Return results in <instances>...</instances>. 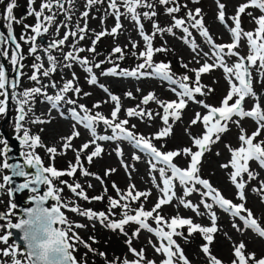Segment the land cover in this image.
<instances>
[{"label": "rangeland", "instance_id": "374dc122", "mask_svg": "<svg viewBox=\"0 0 264 264\" xmlns=\"http://www.w3.org/2000/svg\"><path fill=\"white\" fill-rule=\"evenodd\" d=\"M9 2L11 0H0V34H2L0 35V67L3 68L6 78L5 88L0 89V101H4L5 106V111L0 113V130H5L7 136L14 138L24 136L25 132L31 137H40V144L32 146V141L29 139L25 142L24 136L18 146L24 162L29 158L35 160L38 156L44 168L54 166L58 171L66 172L70 166L77 167L73 176L52 177L50 173H46L52 183L42 185L43 190L48 191L52 188L55 196L60 197L57 200L51 196L48 206L58 207L64 214L67 222L59 223L58 227L68 233V243L73 246L69 251L75 258L76 264H124L125 260L130 264L136 260H139L140 264H149V261L162 264V261L167 259V254L156 251V248L161 247L162 244L167 246L166 239L157 236L153 231L141 228L136 222L125 224L123 231L109 228L106 224L119 222L125 213L135 215L141 205L145 211H150L163 197L161 189L164 187V178L160 175L159 169L165 167L167 176H171V169L161 161L155 160L142 148H137L134 141L119 136L118 130L114 133L113 129L103 121L93 122L96 132L93 136L91 129L86 128L80 120L73 118L72 112L75 110L80 117L95 116L99 113L112 120L111 112L116 102L111 100V95H115L119 97L120 112L113 123L128 120V124L124 125L125 128L133 132L137 138L143 136L149 139L161 152L181 151L180 155L173 158V163L182 169L187 168L190 157L184 155L182 150L184 148L198 150L192 138L202 136L205 131L202 119L196 124H192L191 121L195 119L197 113L201 117L208 114L209 109L205 108L204 104L212 107L221 106L230 88L231 75L225 73L224 68L219 66V57L213 44L202 35L199 27L193 26L195 20L189 17L188 13L192 12L195 19L202 18L203 26L208 29L214 44H229L233 42L230 28L235 26L232 18L236 15L238 7L248 0H167V3H161V0H140L135 6L134 14L128 11V0H115L116 8L111 7L113 0H95L91 4L88 0H58V2L32 0L31 3L30 0H15L13 9L15 20L12 21L6 18V7ZM218 2L225 5V22L218 20ZM46 3L51 6L42 8L41 6ZM169 8L179 10L170 13ZM197 8L201 10L198 16L195 12ZM35 11L41 12L39 18L35 16ZM84 12L88 13L87 17L83 15ZM134 15L136 19L133 18ZM261 15H264V11L254 6L241 13L242 31L253 32L255 37L257 20ZM47 16L53 17V20H46ZM176 20H183L184 24L177 26ZM38 23L39 34L33 30ZM117 23L120 27L115 34H111V29L116 27ZM141 26L143 34L151 37L153 48L151 66L145 63L146 57L140 55L147 50L148 45L144 35H141ZM45 28L47 31H44ZM169 28L172 29L171 32L168 31ZM184 28L188 29V33L184 32ZM81 29L84 31L81 32ZM102 31L108 34L96 40L97 34ZM73 32L76 33L75 36L70 34ZM65 35H68L66 40ZM81 36L83 39L80 38ZM40 37L57 44L48 47L41 42ZM61 40L64 41L62 44L59 43ZM116 47L121 48L120 53L113 51ZM32 48L36 51L32 52ZM157 48L166 50L157 52L155 51ZM233 51L238 55H228L227 49L224 53H220L228 67H233L239 62L240 57L249 55L250 45L245 36H241L237 48ZM69 52L74 58L66 59ZM205 53L208 55L205 56ZM49 56L54 59L50 61ZM13 57L16 59L15 64L12 62ZM85 59L87 64L82 63ZM244 62L251 73L255 96L245 97L242 106L248 111L259 103L264 110V68L260 66L259 61L255 65L249 64L246 59ZM160 63L170 66L169 74L173 77L171 81L155 73L154 66ZM205 63L216 66L207 73H201L199 85L202 86V93H193L194 98L183 97L186 106L179 110L180 118L169 116L166 125L162 119L164 107L159 102H178L182 98L178 95L182 91L179 82L195 88L197 83L194 70H198ZM97 64L99 67H96ZM112 64L117 74L105 75L104 73L111 69L109 65ZM140 64H145V67L138 68ZM33 65H42V67L37 69ZM53 66L54 71H52ZM119 66L124 68L117 71ZM89 67L92 68L91 73L86 71ZM125 70L129 72L136 70L137 75H122ZM44 71H48L49 75L44 76ZM33 74L38 77L36 81L30 79ZM92 75L97 78L96 84L89 83ZM184 76H188L189 79L182 81ZM68 81H72L73 88L63 92L62 89ZM231 81L239 83L234 75H231ZM100 85H104L108 91H104ZM34 87H41V92L35 94L34 99L23 97L26 89ZM74 88H79L80 91L77 93ZM129 92L131 96L127 95ZM149 93H153L156 99L145 104L143 98ZM56 95H61L63 99L55 102L56 107H53V102L47 97ZM21 99H28V103L24 105L22 121L19 120ZM97 104L99 106L95 107L94 105ZM80 105H84L88 112H85ZM130 108L136 109L137 112H150L151 116L145 114L130 117L127 115V110ZM236 121H239V124ZM169 125L171 134L157 139L156 134ZM227 127L228 130L220 134V139L212 143L209 146L210 150L204 153L198 175L202 179H207L226 199L237 204L244 203L261 227H264V167L255 160L249 161V170L253 173V178L249 179L247 173L238 178L245 183L243 201L239 199V190L230 180L233 169L221 167L231 159L228 146L233 149L241 146L242 142L239 140L241 130L250 136L259 127L258 122L252 117L241 118L233 115L227 122ZM73 132H78L79 135L70 141L69 148H65L64 143L69 142L65 138L72 136ZM114 134L118 136L117 139H99L100 136ZM262 141H264V129L255 138L254 143ZM6 143L0 134V184L3 185L0 187V264H14V261L28 264L21 247L15 245L8 234V225L15 223L18 216L17 204L10 198L8 183L3 179L8 174V170L3 167L6 162L3 147ZM85 143H88L89 147L81 151ZM97 145L102 151L89 162L87 157L95 151ZM49 147L56 148V152L49 153L47 151ZM77 153H79V165L76 160ZM152 164L156 167L153 168ZM111 169L115 171H109ZM84 171L90 175L85 176ZM23 179L27 180L29 177ZM65 181L72 185L79 183L88 199L85 200L82 196L73 193L64 183ZM130 185L135 186L132 189L133 195L136 192L150 194L137 200H132L130 197L124 199L123 197H126L130 190ZM193 186L196 190L185 195L186 187ZM81 189H77V192ZM172 191L175 194L170 203L162 205L153 213V217L158 213L170 223L172 217L179 216L190 218L193 223L203 227H209L210 212H215L217 232L213 234L214 239L209 245L212 256L217 257L223 264H232V261L237 259L234 255V247L243 242L245 244L243 252L246 257L254 253L255 260L264 258V238L252 229L245 228L239 217H234L230 212L220 208L211 197L202 195L207 191L202 185L192 183L181 185L178 179H175ZM33 194L37 193L22 192L21 198ZM96 196L103 198L93 199ZM110 198L118 200L119 205L113 208ZM181 201L198 206L200 214L185 207ZM204 202L212 204V208L205 209ZM125 204L128 205L127 208L121 207ZM72 208H78L80 211L74 212ZM86 210L105 213L104 223H101L99 216L90 219L80 214ZM241 214L246 215V213ZM153 217L146 220L151 228L170 230L167 223L158 225ZM78 224L84 227H77ZM234 224L237 227H233ZM177 232L182 234L174 235L173 239L180 246L189 264H211L210 256L202 251V246L207 243L202 233L196 231L189 234L187 226L177 228ZM77 236L79 239H75ZM87 241L89 244H86ZM132 249L136 252L134 253ZM173 250L175 251V246ZM5 252L8 254L5 255ZM138 253H142V256ZM172 260L173 264H184L179 258V253L172 257ZM255 260L249 259L248 264H255Z\"/></svg>", "mask_w": 264, "mask_h": 264}, {"label": "snow or ice", "instance_id": "6c2138e0", "mask_svg": "<svg viewBox=\"0 0 264 264\" xmlns=\"http://www.w3.org/2000/svg\"><path fill=\"white\" fill-rule=\"evenodd\" d=\"M32 0H30V3ZM58 2V0H57ZM89 4L95 2V0H88ZM140 0H128V11L135 13V6L138 5ZM161 3H167V0H161ZM50 4H43L42 8H49ZM251 6L259 8L261 11H264V0H248L247 3L241 4L236 12V15L232 18L234 20V27L230 28V31L233 36V42L229 44H214L212 37L210 36L208 29L204 28L203 26V20L201 19H195L192 12L188 13L189 17H192L195 20L194 27H199L201 29L202 35L208 40L209 43L213 44L214 49L216 50V55L219 57V66L224 68L225 73L231 74L235 76L236 81L239 83H235L231 81V75L229 76L230 80V88L227 92L226 96L221 102L220 107H212L210 105L204 104L205 108L209 109V112L207 115H204L201 117L199 113L196 114L195 119L191 121L192 124H196L198 121L202 119L203 124L205 126V131L202 136L200 137H193V144L197 147L198 150L192 151L191 148H184L182 150L184 155H187L190 157V162L188 164L187 168H180L175 163H173V158L180 155L181 151H169V152H161L159 151L151 142L149 139H146L143 136H140L139 138L136 137V135L129 131L127 128L124 127V125L128 124V120H121L118 123H113V121L117 118L118 113L120 112V102L119 97L115 95H111V100L116 102L114 110L111 112L112 120L107 119L103 115L97 113L95 116H88L85 115L83 117H80V115L73 110V118L80 120L82 123H84V126L86 128L91 129L92 135L95 136V128L93 127V122L96 120L103 121L105 125H108L113 129V132L116 133L117 130L119 132V136H122L125 139H128L130 141L135 142V146L137 148H142L146 152H148L155 160L161 161L163 165L167 166V168L171 169V176L166 175V169L165 167H161L159 169L160 175L164 178L163 179V185L164 187L161 189L163 193V197L158 200V202L154 205V207L150 211H145L143 209V206L141 205L140 209L136 211L135 215H128L127 213L124 214V217L119 220V222H110L106 224L107 227L112 229H120L123 231V226L129 222H136L140 225L141 228L148 229L149 231L155 232V234L159 237H162L167 240V246L161 245V247L156 248V251L158 252H164L167 254V259L162 261V264H173L172 257L176 256L177 253H179V258L184 261V264H189V261L184 256L183 251L180 249V246L176 243V241L173 239L174 235H181L182 233L177 232V228L187 226V231L189 234L199 231L204 235V239L207 241L202 246V251L210 256L211 264H223L221 260H219L217 257L212 256L210 253L209 245L212 243L214 236L213 234L217 232L216 227V214L215 212H210V218H211V226L209 227H203L200 224L193 223V221L190 218H182L179 216H175L171 218L170 223L165 221L164 217L159 215H155L153 217V213L157 212L158 209L161 208L162 205L170 203L172 196L175 194L173 189V181L175 179H178L179 183L181 185H187L189 183H192L193 185L199 184L202 185L205 189H207L206 192L202 193L204 196L211 197L212 201L219 205L220 208L224 209L226 212H230L232 216L239 217L240 220L243 221L245 228H250L254 232H256L260 237L264 238V227H261V225L258 223V221L253 217V213L250 209H247L245 207L244 203H233V201L226 199L219 190L213 188L211 183L207 179L200 178L199 171V165L201 164V159L206 151H209V146L212 143H215L220 139V134L226 132L228 130L227 122L231 120L233 115H237L241 118L244 117H252L257 122L259 127L255 132H253L250 136L243 133V130H241L242 134L239 136V140L242 142L241 146L239 148L233 149L229 145V151L231 153V159L228 163L221 165L223 168H229L231 167L233 171L230 173V180L235 185V187L239 190L238 196L241 201L245 199L244 195V188L245 183L238 180L239 177H241L242 174L247 173L248 178H253V173L249 170V161L255 160L259 163L261 167H264V141L259 143H254V140L257 136L260 135V132L262 129H264V110L261 109V106L259 103H256L255 106L251 110H244L243 108V102L245 100V97L252 95L255 96V93L252 88V82H251V73L249 72L248 66L245 65L244 61L245 59L249 62L251 65L257 64L259 61L260 66L264 68V15H261L258 20V28L255 33V37L253 32H243L241 29V21H240V14L244 13L245 10ZM15 7V0H11L7 4L6 7V18L10 21L15 20V17L13 16V9ZM112 8H116L115 0H113L111 4ZM218 20L221 22H225V5L223 3L218 2ZM178 8H169L168 11L174 12L178 11ZM200 9L197 8L195 10L196 15L198 16L200 14ZM32 14V13H30ZM35 16L39 18L41 16V12L35 11ZM83 15L85 17L88 16L87 12H84ZM145 15H148L145 13ZM154 15V13H153ZM134 19H136V16H133ZM46 20L51 21L53 20V17L47 16L45 17ZM117 19H119V16L117 15ZM175 24L177 26H181L184 24L183 20H176ZM120 27L119 23H117L116 27H113L111 29V34H115L117 32V29ZM35 32L39 34L40 32V24L38 23L36 27L33 29ZM44 31H47V28L44 29ZM81 32L84 31V29L80 30ZM169 32L172 31L171 28L168 29ZM184 32L188 33V29L184 28ZM71 35L75 36L76 33H70ZM108 33L102 31L96 36V40H99L102 36L106 35ZM2 35V34H0ZM141 35L143 34V29L141 26ZM245 36L248 40V43L250 45V53L247 57H240L239 62H237L233 67H228L225 65L223 56H220V53H224L225 49H227L228 55H238V53L234 52L233 50L237 48L239 41L241 39V36ZM68 38V35H65L64 39L66 40ZM83 39V36L80 37ZM14 39V37H13ZM144 39L148 42L147 50L145 52H141L140 55L146 57V64L151 66L152 56H153V48L151 45V37L144 35ZM64 41L61 40L59 43H63ZM135 46V45H134ZM19 47V45H17ZM94 51V49H92ZM166 49L157 48L155 51H165ZM32 52H35L36 49L32 48ZM114 52L120 53L121 48L116 47L113 49ZM205 56L208 55V53L204 54ZM68 58H74L73 54L69 52L66 56V59ZM50 61H52L54 58L49 56L48 58ZM13 64L16 63L15 57L12 58ZM83 64H87V60L82 61ZM216 65L205 63L202 67H200L198 70H194L196 73V83L197 86L195 88L189 87L187 83L179 82V86L182 89L181 92L178 93L181 99L179 101H171V102H159L164 107V116L162 117L164 123L168 125L169 116H173L176 119L180 118V111L181 109L185 108L186 106V100L183 97L188 98H194L193 93H202V86L199 85L200 75L201 73H207L209 72L213 67ZM33 67L39 69L42 67V65H33ZM96 67H99V64L96 65ZM145 67V64H140L138 68L142 69ZM155 67V73L159 74L162 78L166 80H172L173 77L169 74L170 66L165 63H160L154 66ZM187 67V65H185ZM55 70V67L53 66L52 71ZM87 72L91 73L92 68L89 67L86 69ZM105 75L112 74L116 75V69L111 68L108 69ZM122 75H129V76H136L137 71L133 70L131 72L125 70ZM44 76H48L49 72L44 71ZM141 75H144V73H141ZM150 75V73H149ZM30 79L33 81H36L38 79L36 74H33ZM189 79L188 76H184L182 78V81H187ZM89 83L96 84L97 78L95 75L91 76V79L89 80ZM6 84V78L5 73L2 67H0V89H4ZM54 86V85H53ZM43 87V86H42ZM101 88L104 89V91H108L107 88L104 87V85H100ZM73 88L72 81H68L62 91L67 92L69 89ZM75 92H79V88L73 89ZM209 91H212L209 89ZM41 92V87H34L31 89H26L23 93V97L25 98H35V94H39ZM87 95V94H86ZM128 96H131L132 94L129 92L127 93ZM49 101L53 102V107H56L57 101H60L63 99L61 95L56 96H49L47 97ZM156 97L153 93H149L147 96L143 98V103L147 104L149 101L155 100ZM69 103H75V101H68ZM231 102V103H230ZM28 103V99H21L19 101L20 108L19 111L21 115L19 116V120L24 119V105ZM200 103H203L200 101ZM95 107H98L99 105H94ZM82 109H84L85 112H88V109L85 108L84 105H80ZM5 111L4 101H0V113ZM151 116V113H144V112H137L136 109H128L127 115L128 116H143V115ZM237 124H239V121H236ZM17 127L19 128L20 125L18 124ZM134 127V126H133ZM171 134V126H167L164 129H162L160 132L156 134V138L159 139L161 137H166ZM78 132H73L72 136H69L65 138L67 141L64 143L65 148H69L70 141L78 136ZM25 136V142H27L29 139L32 141V146H36L40 144V137L35 136L31 137L27 132L24 133ZM117 135L112 136H100V140H113L117 139ZM94 143V141H92ZM89 147L88 143H85L82 146V149H87ZM47 151L49 153H55L56 148L49 147L47 148ZM102 149L97 145L95 148V151L91 152V154L87 157L88 161L91 162L93 157H97L100 155ZM119 153V150H117ZM219 154V153H217ZM135 159H139V157H135ZM77 165H79V153H77ZM26 163L28 165L33 164V159L29 158L27 159ZM35 163H40V158L37 156L35 157ZM3 167L5 168H14V175L17 176H27L28 173H26L23 169V166L21 165H9L6 162L4 163ZM152 167L155 168L156 165L152 164ZM77 171L76 166H70L69 170L66 172L64 171H58L54 166L51 167H45L43 169H38L37 175L35 179L37 181L51 184L52 181L49 178V176H42L41 172L43 173H50L52 177H60L62 175H68L73 176L75 172ZM109 171H115L114 169H111ZM85 176L90 175L87 171H84L83 173ZM107 174V173H106ZM5 181H9L10 177L5 176L3 178ZM99 179V177H97ZM67 184V182H64ZM29 185L27 182L22 184L21 188H27ZM67 186L70 188V190L73 193H76L78 196H82L85 200L88 199L87 195L84 193V191L81 189V185L79 183H76L74 185L67 184ZM0 187H3L2 184H0ZM115 187V185H113ZM134 185H130V190L127 193L126 197H123L124 199H127L130 197L132 200H137L139 197H147L150 193L146 192H136L135 195H133L132 189H134ZM77 189H81L79 192H77ZM195 187H186L185 189V195L190 194L191 192L195 191ZM256 189H254L255 191ZM119 191V189H117ZM171 193V194H170ZM48 196H54L55 199L59 200V196H55L52 188H49L48 193L39 198V202L37 204V207L33 209H28V219L21 220L19 223L11 225V227L22 229L24 232V239L28 242L29 247V258H30V264H76L75 258L71 255V252L69 251L70 248L73 246L68 243V233L65 231H62L60 229L54 228L53 225L59 221L61 224L66 223V219L64 217V214L60 211L58 207H53L51 209L45 208L43 206V201L47 199ZM102 196H96L93 197L95 200H101ZM185 207L191 208L194 211L199 213V208L196 205L191 204V202L181 201ZM119 201L115 199L110 198V204L114 208L119 205ZM15 207V205H13ZM121 207L127 208L128 205H122ZM204 208L210 210L212 208V204L204 202ZM74 212H79L80 210L78 208H72L71 209ZM241 213H246V215H242ZM81 215L87 216L88 218H93L95 216H99L101 218V223H104V220L106 219L105 213L100 212L96 213L91 210H86L83 212H80ZM153 217V219L156 221V223L159 225L161 223H167V227L170 229L169 231H163L160 228L153 229L149 226V224L146 222L147 218ZM77 227H84V225H77ZM233 227H237V225H233ZM3 239H6V237H3ZM75 239H79V237H75ZM87 246V245H86ZM173 246H175V251L173 250ZM245 248V244L241 242L238 246L234 247V255L237 258L236 260L232 261V264H248L249 259L255 260V254H250L248 257L245 256L243 249ZM132 251L135 253L136 250L132 249ZM7 255L8 253H4ZM103 255V254H101ZM138 255L142 256V253H138ZM14 264H20L19 261H14ZM124 264H130L128 260L124 261ZM131 264H140L139 260L132 261ZM149 264H154V262L149 261ZM255 264H264V258L255 260Z\"/></svg>", "mask_w": 264, "mask_h": 264}, {"label": "water", "instance_id": "95a60500", "mask_svg": "<svg viewBox=\"0 0 264 264\" xmlns=\"http://www.w3.org/2000/svg\"><path fill=\"white\" fill-rule=\"evenodd\" d=\"M40 40L48 47H54L57 44L56 42L46 41L43 37H40ZM0 134L2 135L3 140L7 142L3 147V151L6 155V163L9 165H21L23 166L24 171L28 173L27 176H17L13 174L15 171L14 168H6L8 170V174L6 176L10 177V180L7 181L9 186V196L17 204L18 216V220L15 223L8 225V234L12 238L13 243L21 247V252L26 255L28 264H30V258L28 255L29 247L28 242L24 239V232L22 229L11 227V225L19 223L21 220L28 219V209L37 207L39 198L45 196L48 193V191L42 189V185L45 183L35 179L38 169H43L44 167L40 163L36 164L35 160H33L32 165H28L23 161V156L19 152L18 146L22 143L24 136H21L20 138L9 137L7 136V132L3 129L0 130ZM41 175L47 176V174L43 172H41ZM24 177H29V179L24 180ZM25 182H27L29 186L27 188H21L20 186ZM30 191L36 192L37 194L21 198L22 192ZM50 198L51 196H48L47 199L43 201V206L45 208H53L48 206V200ZM59 223L60 222L57 221L53 227L59 229Z\"/></svg>", "mask_w": 264, "mask_h": 264}, {"label": "trees", "instance_id": "16d2710c", "mask_svg": "<svg viewBox=\"0 0 264 264\" xmlns=\"http://www.w3.org/2000/svg\"><path fill=\"white\" fill-rule=\"evenodd\" d=\"M109 68H113V64L109 65ZM124 67L119 66V68L117 69V71H119L120 69H123ZM86 244H89V241L86 242Z\"/></svg>", "mask_w": 264, "mask_h": 264}]
</instances>
